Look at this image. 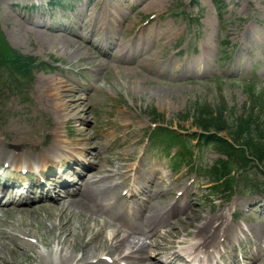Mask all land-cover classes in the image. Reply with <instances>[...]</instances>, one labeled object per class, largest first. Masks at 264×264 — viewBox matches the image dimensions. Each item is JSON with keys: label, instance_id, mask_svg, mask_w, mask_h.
Masks as SVG:
<instances>
[{"label": "rangeland", "instance_id": "374dc122", "mask_svg": "<svg viewBox=\"0 0 264 264\" xmlns=\"http://www.w3.org/2000/svg\"><path fill=\"white\" fill-rule=\"evenodd\" d=\"M35 1L40 2L39 8L29 7V1L0 0L1 47L6 44L22 55L48 64L46 71H35L30 78L32 80L16 79L18 85L24 86L20 95L13 93L7 83H0V138H5L7 132L13 135L18 128H22L27 136L39 137L43 141L42 149L28 154L29 159H34L39 153L48 151V146L52 144L49 136L52 131L57 130L64 136L66 130L67 138L72 139L71 128L74 124H80L77 120H82L84 128H94L89 133L90 137L100 132L109 133V137L101 139L98 147L93 145V140H85L84 157H87L86 152L98 149L105 158L111 155L114 159L110 167L112 170L122 172L128 166L133 169L129 182L126 183L121 176L111 181L112 186L122 188L123 200L129 207L128 220L132 224L136 225L141 211H145V207L141 206L144 202L148 207H153L152 212L157 216L167 218V215L170 216L169 209L183 192L187 195L186 206H193L197 212L198 218L178 232L171 225L162 228L155 239L140 237L139 245L150 247L156 240L165 248V253L154 257L153 264H174L172 258L181 259L180 264H186L179 257L181 250L190 245L205 219L212 216H221L229 226L227 234L230 238L238 237L244 244L243 248L233 239L230 247H236V251L232 254L231 248H228L226 257L230 261L222 258V264H229L231 257L236 258L237 264H250V258L257 264H264L263 174L257 169L249 170L244 175L246 183L239 182L232 202L226 203L224 195L220 193L222 188L219 192L212 189L204 173V169L218 164L220 155L214 148L199 145L193 137L195 129L191 128L190 123L178 121V117L186 114L196 102L214 108L223 104L228 117L235 112L233 117L236 119L248 103L246 90L264 95V0H217L218 3L216 0H144L147 6L139 12L135 7L142 0ZM221 3L224 9L220 10L218 6ZM86 5H93L89 14L99 20L96 25H104L102 35L107 33L116 42L132 38V43L142 44L145 54L136 53L134 60L127 61L131 68L117 62L119 52L113 57L108 56L110 61H107L104 52L109 44L98 46L97 38H90L91 23L87 26V32L78 34L83 41L75 42L72 46L55 42L49 37L60 31L71 40H76L70 34H74L77 28L75 21L79 18L78 11H83ZM104 13L113 15L110 23L109 15L100 21ZM33 25L42 28L35 27L37 29L33 30ZM88 46L90 51L87 50ZM95 49L104 60L101 68L87 62ZM2 69L7 71L6 68ZM1 73L0 70V81H4L7 75ZM58 79L65 83L64 92L69 87L76 89L74 100L84 103V110L90 114H82L77 119L66 113L57 117L53 106L43 99L42 87L44 82ZM65 101L56 100L55 103L61 105ZM152 108L165 115L167 125L174 129L177 125L183 127L188 143L198 157V174L192 169L194 164L176 171L171 161L175 150L165 154L158 146L150 144L152 125L148 113ZM66 120H69L68 124L63 125ZM124 122L130 124L128 130L114 131L121 129L120 125ZM7 143L8 153L0 160V165L13 158V154L23 151L19 141L14 142L9 138ZM121 144L124 145L120 147ZM118 156L125 158V161L117 160ZM64 159L63 165L57 166L56 170H66L68 159ZM228 170L234 175L232 167ZM66 175L78 186L81 185L82 180L75 175V171ZM6 177L7 173L3 175L1 172L0 185ZM248 178L250 185H247ZM154 185L156 187L151 188ZM130 194L136 198L130 199ZM62 196L63 191H56L52 197L57 199ZM25 202L24 197H18L12 207L19 208ZM44 214L40 212L42 216L39 222H35L37 217L32 219L31 233L38 232L39 236L51 241V245L45 247L41 244L42 238L35 239L36 251L47 253L53 250L58 258L57 249L62 246L52 240L59 230L55 227L53 233H48L52 229L51 224L58 223V218L45 221ZM3 215L0 212V225L6 221L18 224L17 217L10 220ZM190 215L192 212L188 210L183 219ZM19 217L22 221L27 219L21 215ZM84 223L74 216L70 228L74 236L64 246V254L75 258L70 264H79L82 257L79 237ZM167 230L170 236L163 242L161 236ZM109 235L110 231L106 233L107 237ZM19 236L23 237L20 233ZM0 241V244L4 243ZM99 245L98 241L88 249V260L92 259ZM210 253V258L217 257L213 251ZM6 256L12 263L30 264L19 254L6 252ZM34 256L35 252L30 251L29 257ZM122 263L132 264V261Z\"/></svg>", "mask_w": 264, "mask_h": 264}, {"label": "bare ground", "instance_id": "6f19581e", "mask_svg": "<svg viewBox=\"0 0 264 264\" xmlns=\"http://www.w3.org/2000/svg\"><path fill=\"white\" fill-rule=\"evenodd\" d=\"M20 1H29V7L31 8H34V6L36 8L40 7V2L37 3L35 0ZM143 2L144 0L136 3L135 10L137 12L147 6ZM86 6L83 11H78L79 18L75 21L77 28L75 32L73 31L74 34H70V36L76 37V40H71L63 32L60 33V31H57V35L49 37L55 42L57 41L64 45L72 46L75 42L80 43L83 41V38L78 34L79 32H87L89 29L87 26L91 23L92 27L89 30L90 38H97L98 46H103L104 44L108 46L109 44L104 52L107 55V61H110L108 56L113 57L116 52H119L116 58L117 62H121L123 66H126L125 68H131L128 67L130 63L127 61L134 60L136 53L140 55L145 54L143 53L142 44L132 43V38L116 42L110 39L107 33L102 35L104 25H96V22L99 20L96 16L92 17L89 14L93 5L90 7L88 5ZM107 15H109L108 20L110 23V17L113 15L109 13H104L100 17V21H104ZM111 23L113 25L114 21ZM35 27L42 28L40 25H35ZM35 27L33 25V30L37 29ZM163 38L168 39L166 37ZM111 40L112 42H110ZM89 49L91 48L88 46L87 50L90 51ZM96 50H93V53H91L92 56L87 58V62L96 68H101L104 60L101 56L97 55L100 52H96ZM64 86L65 83L63 80L58 79L53 82L46 81L42 87L43 99L53 106L57 117L59 118L63 116V113H66L77 119L82 114H90L84 110V103H79L77 100H74L76 89L69 87L70 89L64 92ZM52 91L55 93H52ZM56 100L67 101L58 105L55 103ZM68 122L69 120L64 121L63 125L68 124ZM76 122H80V124H74L73 128H71V133L73 134L72 139L67 138L66 130V136H62L57 130L52 131L49 134L52 139V144L48 146V151L46 153H39L34 159H29L28 154L32 151L39 152L42 149L43 141L39 137L27 136L22 128H18L13 135L7 132L5 138H0V160L8 153L6 145L8 144L9 138L14 142L19 141L23 147V151L20 154H13V158L9 159L8 162H4L8 163L10 171L7 172L9 181L6 180L4 184L0 185V212L10 220L17 217L18 224L15 221H6L3 222V225H0V240L4 241L3 244H0V264H20L18 262H10L6 256V252L19 254L30 262V264L73 263L75 258L72 255L68 256L64 254V246L69 238L74 236V233L70 230L74 216L81 218L85 222L82 227V235L79 237V248L82 253L79 264H123L122 262L124 261L128 263L132 261V264H153L152 260H154V257L165 253V248L156 240L150 247L144 244L139 245L140 237L146 236L149 239H155L159 237L162 228L171 225L178 232L198 218L196 210L191 205L186 206L185 201L187 195L183 192L180 193L177 203L169 209L168 214L170 216L167 215V218L162 219L160 216H157L152 212L153 207H148L147 202H144L141 206L145 207V211H141L136 225L132 224L128 220L129 207L123 200L122 188L111 185L112 179L116 176L123 177L126 183L129 182L130 175L133 172L132 167H125L122 172L112 170L110 167L114 159L111 155L105 158L98 152V149L86 152L87 157H84L85 150L83 149V145L85 140H93V145L98 147L101 144V139L109 137V133L100 132L98 135L90 137L89 133L94 128H84L82 120H77ZM120 127L121 129L116 128L114 131L120 130L119 132H122L121 130H128L130 124L124 122ZM122 145L124 144H121L120 147ZM64 158L68 159L66 170H56L57 166L63 165ZM117 160L125 161V158L118 156ZM32 164H37V166L33 167L34 165ZM0 168L1 172L2 170L8 169L7 167L4 168V166ZM73 171L82 180L79 186L75 183L76 181L66 175V173L70 174ZM137 173L142 175L140 171ZM47 179L52 183L51 186L48 185L50 183ZM154 187L156 185L151 188ZM56 191H63L64 196L54 199L52 196ZM18 197H24L26 202L19 208H13L12 206L16 204L15 200ZM129 198L133 200L136 197L134 194H130ZM117 206L118 208H116ZM188 210H191L192 215L183 219V216L186 215ZM40 212L45 213L43 217L45 221L53 220L55 217L58 218V223H52V229L48 232L53 233L55 227L59 230L58 234L52 240V242L56 241L58 245L62 246L61 249H57L58 258L54 256L56 252L54 253L53 250L47 253L36 251L37 245L34 240L42 238V235L39 236L38 232L32 234V228L30 227L33 218L37 217L35 222H39V218L42 216ZM20 215L27 219L22 221L19 217ZM45 221L44 223L46 225ZM217 221L219 223L215 226L214 224ZM26 227L29 228L25 229ZM228 229L227 222L221 216L206 218L205 223L195 233L194 240L186 248V251L190 253L191 257L195 255H197L196 257L199 255L206 257L207 255L209 258L204 261L207 264H220L217 258H224L226 261H230L226 257L228 248H231L230 252L232 254L236 250V247H230L232 244L230 242L235 239L243 248L244 244L242 241H239L238 237L231 236L230 238V235L227 234ZM108 231L111 232L109 237L106 236ZM19 233L23 235L22 238L19 236ZM168 236H170V232L167 230L164 236H161L162 241L164 242ZM98 241L100 242L99 247L95 249L94 255L91 257L92 259L88 260V249L92 248L94 243ZM41 244L45 247L50 246L51 241L42 238ZM30 251L35 252L34 257H29ZM212 251L217 254V258L214 256L210 258V255H212L210 252ZM171 260L174 264L182 262L177 258H172ZM249 260L252 262L250 264H257L252 258ZM228 263L237 264L236 258L231 257V262Z\"/></svg>", "mask_w": 264, "mask_h": 264}, {"label": "trees", "instance_id": "16d2710c", "mask_svg": "<svg viewBox=\"0 0 264 264\" xmlns=\"http://www.w3.org/2000/svg\"><path fill=\"white\" fill-rule=\"evenodd\" d=\"M216 3L218 1L216 0ZM218 9H224L223 3ZM0 66L6 68L7 79L4 84H8L10 89L21 90V86L16 79L28 80L33 76L36 70H45L46 64L38 62L36 58L22 55L14 51L6 44L3 48L0 45ZM9 73V74H8ZM16 83L15 85H13ZM249 105L244 108V112L234 119L235 112L225 117V108L223 104L217 108H212L206 103L195 104L192 113H188L182 118L183 122L191 120V124L198 128L194 137H198L199 144L205 143L213 147L226 160H220L218 166L210 168L206 172L211 183H214L213 189L224 187L223 193L230 194L237 189L238 183H246L244 175L251 169L259 170L264 177V95L249 91ZM150 115L153 123H159L164 120V116L152 109ZM225 133L224 136H220ZM154 138H162L163 142L171 143L169 149L183 144L184 135L175 130L158 127L153 131ZM183 153L191 155L190 148L183 146ZM183 157V154L182 156ZM232 167L234 175L228 170ZM222 182V183H221ZM251 184L250 178L247 179V185ZM264 184V182H263Z\"/></svg>", "mask_w": 264, "mask_h": 264}]
</instances>
